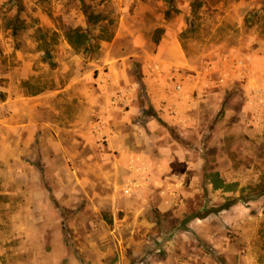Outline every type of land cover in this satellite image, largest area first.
<instances>
[{"label":"rangeland","instance_id":"obj_1","mask_svg":"<svg viewBox=\"0 0 264 264\" xmlns=\"http://www.w3.org/2000/svg\"><path fill=\"white\" fill-rule=\"evenodd\" d=\"M0 264H264V0H0Z\"/></svg>","mask_w":264,"mask_h":264},{"label":"trees","instance_id":"obj_2","mask_svg":"<svg viewBox=\"0 0 264 264\" xmlns=\"http://www.w3.org/2000/svg\"><path fill=\"white\" fill-rule=\"evenodd\" d=\"M170 3V0H168ZM168 14V12H167ZM85 31H82L79 28H73V29H67L65 31V36L68 40V42L74 47L77 48L80 51H83L87 49V36L84 33ZM190 218V217H189ZM189 218H187L189 220Z\"/></svg>","mask_w":264,"mask_h":264}]
</instances>
